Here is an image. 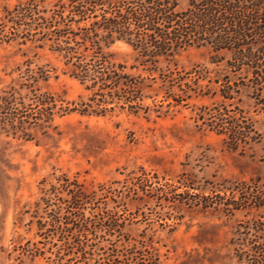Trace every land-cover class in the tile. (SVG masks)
<instances>
[{"label":"rangeland","instance_id":"1","mask_svg":"<svg viewBox=\"0 0 264 264\" xmlns=\"http://www.w3.org/2000/svg\"><path fill=\"white\" fill-rule=\"evenodd\" d=\"M61 3L0 0V264H264V81L89 50Z\"/></svg>","mask_w":264,"mask_h":264},{"label":"trees","instance_id":"2","mask_svg":"<svg viewBox=\"0 0 264 264\" xmlns=\"http://www.w3.org/2000/svg\"><path fill=\"white\" fill-rule=\"evenodd\" d=\"M59 2L62 9L68 6L66 16L79 31L73 34L75 42L89 50L116 41L149 56L207 47L216 55L229 54L227 66L251 76L253 87L264 81V0H188L183 10L176 9L177 0ZM59 14L62 22L67 19ZM221 97L230 99L227 94ZM238 136L234 132L231 140Z\"/></svg>","mask_w":264,"mask_h":264}]
</instances>
